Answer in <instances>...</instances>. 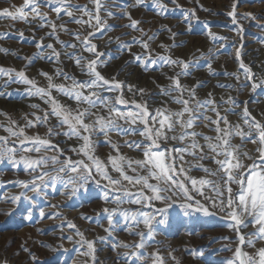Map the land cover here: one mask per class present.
Segmentation results:
<instances>
[{"label":"rangeland","instance_id":"rangeland-1","mask_svg":"<svg viewBox=\"0 0 264 264\" xmlns=\"http://www.w3.org/2000/svg\"><path fill=\"white\" fill-rule=\"evenodd\" d=\"M70 2L72 5L80 6L79 10L71 9L74 16L79 17L84 6L94 10L91 0H70ZM162 2L167 6L163 12L153 3V0H144L142 4H136V0H105L108 8L115 15L108 17L104 10L100 14L112 27L97 32L91 41L97 45V51L103 53L99 58L97 70L110 81L122 82V87L113 91L103 89L99 94L107 97L112 102V106L121 112L135 111V103L144 101L148 102L150 110L160 107L180 109L182 105L160 94L161 86H168L169 77L181 70L178 66L166 65L159 59L161 56H171L173 59L180 58L194 62L191 74L181 76V83L191 87L197 82H203L202 86L196 89L199 99H205L208 93H212L223 110L230 105L222 103L221 97L226 100L228 96H232L236 99L237 105L235 114L228 116L230 121L243 125L242 109L247 106L251 115L264 123V86L252 92V81L246 80L244 69L240 68L242 61L251 68L256 82L264 80V28L257 26L264 24V0H236V23H233L232 18L227 15L232 11L233 0H175V3L173 0H162ZM23 3L24 0H0V12L4 8L14 12ZM56 7H60L56 0H50L48 4L41 3V11L48 13L49 20L54 21L58 26L63 24L68 29L65 32L58 27L55 35L49 34L51 28L47 20L43 22L34 20L29 23L13 21L0 15V49L9 50L8 52L0 51V67L24 71L29 79L34 80L36 85L42 88H47L49 84L47 77L41 74L42 72L48 73L52 77V83L57 85H71L72 79H65V75L77 81L89 80L87 61L96 58L84 50V46L75 39L74 35L79 32L81 36H84L92 29L76 24L63 12L58 17L52 11ZM129 12L133 19L141 22L138 27L147 33L142 37L143 39L147 40L148 36L155 34V39L149 41L152 58L156 60L155 64L146 63V57L141 61L135 59V54L144 56L145 50L140 43L133 42V37L142 36L141 32L124 27L130 21L127 15L122 13ZM245 13H252L257 19L244 18L242 14ZM84 18L87 19V17ZM29 19L31 20V14ZM40 23H44L45 26L38 27ZM21 32L23 36L20 35ZM209 33L215 34L216 37H226V39H214ZM41 38H43L44 46L38 48ZM125 42L131 46V52L121 47ZM49 43L61 53L59 58L52 55V49L47 48ZM72 43H75L77 47L67 46ZM237 50L240 52L239 56H237ZM78 56L85 58L80 65L75 63V58ZM209 64L214 74L209 72ZM57 70L63 74L57 75ZM226 73H236L240 77L239 81ZM15 79L18 78L14 77L10 80L0 75V136L8 137V147L15 148L17 160L20 156L36 159L39 156L53 155H57L61 162L66 157H71L72 160L86 159L83 155L71 150L79 149L84 143L83 140L76 136L48 135L49 128L64 132L67 131V127H60L58 118L51 114L46 122L37 121L35 116L43 117L45 111L51 112V104L46 103L45 99H41L38 95H30V86L14 82ZM5 81H8L6 86ZM129 85L132 86L131 90ZM218 85H232V87ZM139 89H143L144 92L141 93ZM51 95L59 104L73 110L88 107L87 104H78L77 101L56 89L51 90ZM117 97L123 98L128 103H115ZM244 102L247 104L245 105ZM31 105H39V107L33 108ZM92 111L98 115H108L107 109L100 104ZM207 114L214 118L213 113ZM94 118L87 117L86 122L90 123ZM13 120L16 124H11ZM29 120L34 122V126L25 127ZM120 123L123 124V121ZM205 123L207 122H199L195 130L215 136L214 131L204 126ZM17 125L24 127L27 136L39 135L41 138L50 139L53 144H58L65 150L63 155L55 150L46 151L43 148L39 153L25 152V148H32L33 145L31 143L20 145L18 140L22 137L11 136L6 131L8 127L18 130ZM133 127L139 129L143 126L137 124ZM173 134L169 133V135ZM91 139L92 154L106 164L110 155H118L113 145L119 148V154L137 160L143 159V146L148 143L139 131L118 133L113 130L107 136L100 133L93 134ZM126 141L142 142V146L129 147ZM200 142L203 143V140ZM232 143L241 144L242 142L240 137H233ZM182 146L179 141L160 142L161 149ZM255 147L256 145L245 140L240 151L254 153ZM185 161L184 167L191 168L189 175L196 178L204 177L206 174L193 165L202 163L206 167H216L211 160L198 161L188 155L185 156ZM245 162L250 163V161ZM180 163L181 161L177 160V164ZM43 167L50 176L60 175L61 179L54 182L55 188L52 187L53 182L48 181V186L44 187L42 192L34 193L15 182L31 181L41 169L28 170L22 161L18 164L8 159L0 161V264L5 262L7 264H92L91 257L83 255L87 251V246L82 247L78 243L81 237L77 235V231L83 234L84 239L95 241V248L98 250L95 253L97 264H153L151 254L157 251L164 257L165 264H223L224 260L232 255L231 251L225 250V246L234 250L238 243L236 232L229 227L231 222L224 218L225 213L220 212L216 216L205 217L201 213L194 212L186 216L178 206L183 202V195L178 193L174 197L176 204L168 210L166 224L158 223L163 219V215L157 214L156 221L153 222V235L151 237L145 235V247L140 250V257H124L119 254L135 249L121 247L113 251V244L117 241H125L129 244L139 242L140 237L130 232L142 231L146 234L147 229L143 223L135 225L131 220H126L122 213H118L113 217L115 224L109 236L104 230L108 227V221L103 209L118 208L130 212L137 210L153 212L154 209L129 203L128 198H123L124 202L117 204L116 197L121 193L113 192L111 187L106 188L107 182L103 180L99 185L89 181L86 193L82 190L75 197H70L71 188L64 186L67 177L57 171L60 164L53 165L49 160ZM108 172L113 178H119V173L113 171L110 164ZM129 174L132 173L129 171ZM127 186L133 192L137 190L131 185ZM22 192L32 199H25L22 196L17 203L10 201V197L20 195ZM105 192L108 193L107 199L104 198ZM193 195L202 203H206L199 195L195 193ZM205 195L214 194L210 189H205ZM163 206L162 203L155 202L156 208ZM9 211L12 212L10 216L7 215ZM41 212L44 213L43 216ZM69 223H74L76 227L70 228ZM241 231L251 232L253 228L249 224ZM69 236L72 237L71 240L68 239ZM101 236L108 238L100 241L97 238ZM224 237L229 239H223ZM260 246H264V241L257 242L256 247ZM245 250L254 251L247 246ZM194 252L197 255H193ZM199 252H203L204 255H198ZM173 256L175 260L172 259Z\"/></svg>","mask_w":264,"mask_h":264},{"label":"snow or ice","instance_id":"snow-or-ice-1","mask_svg":"<svg viewBox=\"0 0 264 264\" xmlns=\"http://www.w3.org/2000/svg\"><path fill=\"white\" fill-rule=\"evenodd\" d=\"M49 2L50 0H24L23 5L17 7L14 12L9 8H4L0 12V15L13 21L20 20L29 23L34 20H40L42 22L47 20L48 26L51 28L50 35H55L58 27L60 30L67 32L68 29L63 24L58 26L54 21L48 19L47 12L41 11V3L48 4ZM56 3L60 7H56L52 11L58 17L63 12L76 24L92 29V31H88L87 35L84 36H81L79 32L74 34L75 39L80 41L84 46V50L96 57L95 59L87 61L86 67L90 79L77 81L65 75V79H72L71 85H57L52 83V77L48 73L42 72L41 74L47 77L49 81L48 87L42 88L37 86L34 80L29 79L24 71L0 67V75L8 77L10 80L14 79V77L18 78L14 82L29 85L30 95H38L41 99H45L46 103H50L52 106L51 112L45 111L43 117L35 116V119L46 122L49 114L57 117L58 125L60 127L66 126L67 131L60 132L49 128L48 135L76 136L83 140L84 143L79 149L73 148L71 150L78 152V154L83 155L86 159L72 160L71 157H66L61 162L57 155H53L51 157L39 156L36 159L20 156L19 160H17L15 148L8 147V137L0 136V161L8 159L14 164L22 161L28 170L35 171L36 169H41L31 181L20 180L15 183L34 193L42 192L43 188L48 186V181L53 182L52 187L55 188L54 182L60 180L61 176H50L49 172L43 167L50 160L53 165L60 164L57 171L67 177V182L64 186L71 188V192L69 193L70 197H75L82 190L86 193L88 191L89 181H93L99 185L101 180H103L107 182L105 185L106 188L111 187L113 192L121 193V195L116 197L117 204L123 203V198H128L127 202L129 203L154 209L153 212L140 210L130 212L129 210H120L118 208L103 209V212L107 214L106 218L108 221V227L104 230L109 236L115 224L113 217L118 213H122L126 220H131L135 225L143 223L147 229L146 234L142 231L130 232V234L140 237L139 242L129 244L125 241H117L112 246L113 251L121 247L133 248L135 249L134 251L124 252L119 255L136 258L140 257V250L145 247V235L149 237L153 235V222L156 221L157 214L163 215V219L159 220L158 223L166 224L168 222V210L176 204L174 197L178 193H181L183 195V202L179 203L178 206L183 210L184 215H191L195 212L201 213L205 217H212L222 212L225 213L224 218L231 222L229 227L233 228L236 232L238 243L234 250L225 246V250L231 251L232 255L226 258L223 264H264V246L256 247L258 241H264V123L253 117L247 106L242 109L241 119L243 125L239 122L234 124L230 121L228 116L229 114H235L237 105L236 99L232 96H228L226 100L221 97L222 103L230 105V107L224 108L223 110L212 96V93H208V97L205 99H199L196 89L201 87L203 82H197L191 87L181 83V76L191 74V67L194 62L185 61L180 58L173 59L171 56H161L159 59L163 60L166 65L178 66L181 70L174 76L169 77L170 84L168 86H161L160 94L170 97L173 102L182 105V107L178 110H172L168 107L150 110L148 102L144 101L143 103L133 102L135 103V111H119L112 106V102L107 97H102L99 92L103 89L108 91L121 89L122 82L110 81L97 70V65L100 63L99 58L103 53L98 52L97 45L91 41V38L97 32L112 27L107 23V19L102 18L101 11H106L108 17L114 16L115 13L108 8L105 0H91V3L94 5V10H89L84 6L79 17L74 16L71 9L77 8L79 10L80 6L72 5L70 0H56ZM142 3H144V0H136V4ZM153 3L162 12L166 10L167 6L162 0H153ZM173 3H175V0H173ZM236 7L237 2L233 0L232 11L227 13L232 18L233 23L237 22ZM30 14L31 20L29 19ZM122 15H127L130 21L124 27L140 31L142 34L141 37H133V42L140 43L145 53L144 56L135 54V59L141 61L146 57V63L150 62L155 64L156 60L152 58L149 44V41L155 39V34L148 36L147 40L143 39L142 37L147 35V33L138 27L141 22L133 19L130 12L122 13ZM242 15L246 19L249 17L252 20L257 19L252 13ZM84 17H87V19ZM44 26V23L38 25V27ZM257 26L264 28V24H258ZM167 30L171 31L170 29ZM20 35L23 36V32ZM209 35L213 36L214 39H226V37H216L213 33H209ZM173 36H175V33H173ZM117 39L119 38L117 37ZM57 40H59L58 37ZM60 43L64 42L60 41ZM43 46V38H41L37 47L42 48ZM67 46L71 48L77 47L75 43L68 44ZM161 46L164 47L163 45ZM121 47L131 52V46L126 42L122 43ZM47 48L53 50L52 55L55 57L59 58L61 55L60 52L55 50L53 44H47ZM0 51L8 52L9 50L0 49ZM66 55L71 56L69 53H66ZM239 55L240 52L237 50V56ZM84 59L83 56H78L75 58V63L80 65ZM208 68L209 72L214 74L210 64ZM240 68L244 69L246 80L252 81V92L264 86V80L256 82L253 79L255 74L242 61L240 62ZM62 74L60 70H57V75ZM226 75L234 76L237 81L240 79L236 73H226ZM7 83L8 81H5V86ZM218 86L232 87V85ZM128 87L129 90L132 89L131 85ZM52 89H56L74 99L78 104H87L88 107L73 110L65 105H61L52 97ZM139 91L141 93L144 92L143 89H139ZM172 93H177V95H172ZM115 103L126 104L128 102L121 97H117ZM244 103L245 105L247 104V102ZM98 104L107 109V116L98 115L92 111ZM31 107L37 108L39 105H31ZM208 112L213 113L214 118L208 115ZM90 116L95 117L94 120L90 123L86 122L87 117ZM121 121H123V124L120 123ZM201 121L207 122L204 126L214 131L215 136L206 135L203 132L195 130ZM11 124H16V121H11ZM137 124L143 127L139 129L133 127ZM125 125H128V127H125ZM31 126H34V122L29 120L25 127ZM17 129L14 130L12 127H8L6 131L11 136L22 137V139L18 140L20 145L26 143L33 145L32 148H25V152L35 151L39 153L43 148L46 151L49 149L55 150L60 155H63L65 150L61 149L58 144H53L50 139L41 138L39 135L35 137L27 136L24 127H20L19 125H17ZM113 130L118 133H134L139 131V134L148 142L143 146V159L133 160L127 158L119 154V148L115 145L113 147L116 148L118 155H110L107 158V164L94 156L92 154V135L100 133L107 136ZM169 133L174 134L169 135ZM233 137H240L242 143L233 144ZM169 140L179 141L183 146L161 149L160 142ZM201 140H203V143L200 142ZM245 140L256 145L254 153L240 151ZM125 143L129 147L135 145L137 148H140L142 146V142L126 141ZM186 155L192 156L198 161L211 160L216 167H206L202 163L193 165V167L202 170L206 176L200 178L190 176L189 171L191 168L186 169L184 167ZM177 160L181 161V163L177 164ZM245 161H250V163H246ZM109 164L113 171L119 173V178H113L109 174ZM129 171L132 173L131 175ZM127 185H131L137 190L133 192ZM205 189H210L214 195H205ZM193 193L202 197L206 203H202L201 200L196 199ZM22 196L25 199H32L31 197L25 196L23 192L9 199L12 203H17ZM132 197L135 198L133 199ZM104 198H108L107 192H105ZM155 202H160L164 206L156 208ZM7 215H12V212L9 211ZM43 215L44 213L41 212V216ZM249 224H251L253 231L242 232L241 229L247 228ZM68 226L70 228L76 227L74 223H69ZM77 235L81 237L78 243L82 247L84 245L87 246V251L83 255L91 257L92 264H97L95 253L98 250L95 248V241L84 239L83 234L79 231H77ZM107 238L101 236L97 239L105 241ZM68 239L71 240L72 237L69 236ZM223 239L229 238L224 237ZM245 246L254 249V251H246ZM24 250L29 251L28 249ZM193 255H197V253L194 252ZM198 255L203 256L204 253L199 252ZM151 256L153 264H165L164 257L158 251L153 252ZM172 259L175 260L176 258L173 256Z\"/></svg>","mask_w":264,"mask_h":264}]
</instances>
